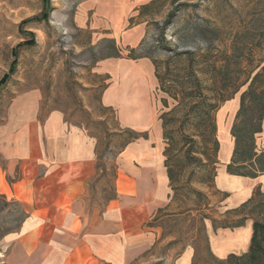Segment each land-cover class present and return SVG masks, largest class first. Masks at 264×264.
Returning a JSON list of instances; mask_svg holds the SVG:
<instances>
[{
    "label": "rangeland",
    "instance_id": "obj_1",
    "mask_svg": "<svg viewBox=\"0 0 264 264\" xmlns=\"http://www.w3.org/2000/svg\"><path fill=\"white\" fill-rule=\"evenodd\" d=\"M139 33L136 46L124 45L123 34ZM136 47L132 55L149 60L161 80L163 91L155 78L151 103L164 123L172 196L150 223L158 240L131 264H175L187 248L194 251L193 264H212L211 256L219 258L215 244L225 238L215 243L214 236L235 220L229 212L247 197L232 183L219 180L225 192L215 185L220 149L223 155L230 144L222 137L220 112L233 100L239 107L256 73L255 88H264V0H0V80L7 78L0 85V125L11 100L29 95L39 105L40 120L55 111L83 129L95 141L98 159L88 199L97 205L92 209L102 210L113 195L118 153L130 140L115 112L100 103L110 81L106 71L112 70L105 61L126 58L127 48ZM236 112L224 121L233 147ZM253 113H245L246 130ZM252 143L264 154V116ZM256 187L264 193L262 185ZM4 191L0 180V264L24 219L21 206ZM246 232L237 234L238 247L227 248L241 252Z\"/></svg>",
    "mask_w": 264,
    "mask_h": 264
},
{
    "label": "crops",
    "instance_id": "obj_2",
    "mask_svg": "<svg viewBox=\"0 0 264 264\" xmlns=\"http://www.w3.org/2000/svg\"><path fill=\"white\" fill-rule=\"evenodd\" d=\"M142 36L121 38L127 39L125 46L134 47ZM105 63L112 70L106 71L110 81L100 103L115 112L119 129L138 135L118 153L112 197L100 211L92 209L97 205L88 199L98 177L95 141L55 111L40 120L39 105L29 95L14 97L0 125V180L5 197L21 206L24 219L1 264H131L158 240L150 223L170 203L172 191L164 165L162 126L151 103L156 86L153 66L144 58H108ZM237 107L233 100L220 112L222 137L230 144L223 155L220 149L222 167L215 185L225 192L219 180L232 183L242 199L247 196L243 203L257 185L264 187V175L248 185L244 180L251 178L226 172L233 145L224 121ZM245 226L240 228L247 231L241 252L227 248L238 247L239 229H220L214 236L215 243L225 237L224 243L215 244L218 259L247 251L251 223ZM193 259L194 251L187 248L175 264H192Z\"/></svg>",
    "mask_w": 264,
    "mask_h": 264
},
{
    "label": "trees",
    "instance_id": "obj_3",
    "mask_svg": "<svg viewBox=\"0 0 264 264\" xmlns=\"http://www.w3.org/2000/svg\"><path fill=\"white\" fill-rule=\"evenodd\" d=\"M171 15L172 14L169 15L166 23H169ZM138 47L127 48L128 56L126 58L132 60L144 58V56L136 57L132 55ZM117 54L120 55L119 50H117ZM153 65L155 64L153 63ZM155 69L154 76L157 79L159 89L163 91L160 77L158 76ZM259 76L260 74L256 73L250 79L247 89L240 94L239 107L230 129V135L234 140V147L230 161L226 165V172L228 174L251 179L264 175V154L262 152H255L253 148L254 145L252 143L254 134L261 132V122L264 116V88H261L260 90L255 88V83ZM6 79L7 78H3L0 80V85H2ZM248 79L249 78H247V80H245L241 86L245 85L248 82ZM249 109L251 111H255V113L252 114L253 117L249 121L251 129L246 130L243 119L245 117V113H247ZM254 118L257 121L256 124L253 123ZM159 120L161 121L162 126V139H164V123L161 118H159ZM240 124L242 127L244 126L242 130L239 129ZM243 131H245L246 134L243 133ZM128 133L130 135V140L127 142L138 137V135L134 132L128 131ZM247 140H251V144L249 143L250 146L244 148V143ZM164 154L165 152L163 151V155ZM166 161L167 160L164 155V165L167 169L168 180L171 187L172 175L170 169L166 165ZM229 214L234 215L233 217L235 220H233L231 223L225 222L220 226L221 229L240 228L243 227L248 220L251 221L252 232L248 249L246 252L240 255L228 254L224 259H217L210 255V249L208 242L206 241V248L212 258V264H264V193L260 191L259 187L255 188L251 197L235 209H232Z\"/></svg>",
    "mask_w": 264,
    "mask_h": 264
}]
</instances>
